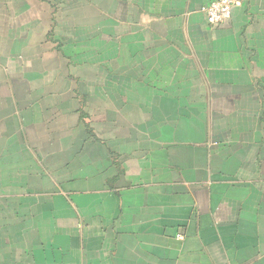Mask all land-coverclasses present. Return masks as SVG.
I'll return each mask as SVG.
<instances>
[{
  "label": "crops",
  "instance_id": "0c3cea01",
  "mask_svg": "<svg viewBox=\"0 0 264 264\" xmlns=\"http://www.w3.org/2000/svg\"><path fill=\"white\" fill-rule=\"evenodd\" d=\"M0 0V264H264V0Z\"/></svg>",
  "mask_w": 264,
  "mask_h": 264
},
{
  "label": "built area",
  "instance_id": "2783aa9c",
  "mask_svg": "<svg viewBox=\"0 0 264 264\" xmlns=\"http://www.w3.org/2000/svg\"><path fill=\"white\" fill-rule=\"evenodd\" d=\"M242 2L243 0H214L203 8V12L211 25H222L231 20L234 7Z\"/></svg>",
  "mask_w": 264,
  "mask_h": 264
}]
</instances>
